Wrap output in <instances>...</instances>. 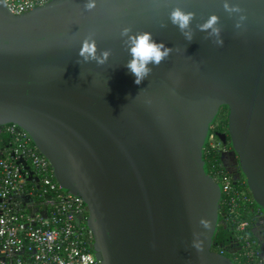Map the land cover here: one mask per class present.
<instances>
[{
  "label": "water",
  "instance_id": "95a60500",
  "mask_svg": "<svg viewBox=\"0 0 264 264\" xmlns=\"http://www.w3.org/2000/svg\"><path fill=\"white\" fill-rule=\"evenodd\" d=\"M223 2L95 0L85 11L84 0H49L13 14L0 0V128L23 131L82 200L100 264H239L212 249L222 193L203 156L222 106L230 154L264 215V0H228L238 28ZM173 7L192 14L191 41L168 21ZM210 14L222 46L197 27ZM124 27L172 49L140 84L124 66ZM89 37L110 53L104 64L77 55Z\"/></svg>",
  "mask_w": 264,
  "mask_h": 264
},
{
  "label": "built area",
  "instance_id": "2783aa9c",
  "mask_svg": "<svg viewBox=\"0 0 264 264\" xmlns=\"http://www.w3.org/2000/svg\"><path fill=\"white\" fill-rule=\"evenodd\" d=\"M3 1L11 13L21 14L49 0ZM0 133L9 136L8 147L0 150V264H100L94 255L92 233L86 227L82 200L61 189L47 160L29 145L23 131L10 125L1 127ZM216 137L211 133L207 145L218 153L227 150L228 145ZM18 159L31 171L30 180ZM210 175L221 185L230 212L250 201L221 168H213ZM236 217L232 221L241 245L234 259L239 264H264L258 241L247 232L249 223Z\"/></svg>",
  "mask_w": 264,
  "mask_h": 264
},
{
  "label": "clouds",
  "instance_id": "9594fccd",
  "mask_svg": "<svg viewBox=\"0 0 264 264\" xmlns=\"http://www.w3.org/2000/svg\"><path fill=\"white\" fill-rule=\"evenodd\" d=\"M222 6L229 16L236 14L238 22L235 26L238 28L240 26L239 21L244 19L243 15H241V9L235 3L229 4L228 0H224ZM83 7L85 11L92 10L95 7V0H84ZM191 20L192 14L183 9L173 7L168 11V21L176 26L186 41L192 40V32L189 29ZM161 27L164 26L162 25ZM197 27L201 32H205L209 36L214 37L215 39L213 43L215 45L222 46L223 40L220 36L218 18L215 14H210L208 18ZM120 37L124 38L123 43L127 53V59L124 66L133 75V82L135 84H140L141 80L149 76L151 72V68L148 67L149 64L153 66L159 65L172 51V49L164 43L154 40L151 33L147 31L131 34L130 30L127 27H124L120 30ZM109 54L110 53L107 50L97 54L95 42L90 37L82 41L81 47L77 52V55L85 62L94 60L97 65L104 64L107 61ZM77 63H79V61H77ZM201 224L206 227V224L203 221H201ZM193 247L197 251L200 250V245L196 241L193 242Z\"/></svg>",
  "mask_w": 264,
  "mask_h": 264
},
{
  "label": "trees",
  "instance_id": "16d2710c",
  "mask_svg": "<svg viewBox=\"0 0 264 264\" xmlns=\"http://www.w3.org/2000/svg\"><path fill=\"white\" fill-rule=\"evenodd\" d=\"M226 115L227 108L225 106H222L211 128V133L214 134L215 137L217 133L226 131ZM10 125L11 124H8L6 126ZM226 141H228V135L226 136ZM8 142L9 136L4 133H0V150L7 148ZM226 143L228 144V142ZM29 145L31 147H34L30 141ZM203 157L206 163L207 172L209 174H211V172L213 173V168L217 167L221 168V170H223L227 175H230L223 168L220 162L219 153L211 149L208 145H206L205 147ZM231 182L236 190L243 191L248 197H250V194L241 176L237 179H231ZM17 199L22 201V197H19ZM39 201L35 204H39ZM237 201L239 204L240 202L238 197H235V202ZM219 213L220 223L217 226V233L213 240L214 244L212 246V249L226 255L230 259L237 262V260L234 259V255L236 254V252H238L241 244L236 238L235 222L232 221V217L236 214V219L246 220L249 223L247 232L250 238L256 239L258 241L257 247L264 262V223L262 219V213L256 207L251 197L250 201L247 204L237 205L234 211L230 212V204L228 203V200L224 199V197L222 196L220 201ZM85 218H87V212L84 213V219ZM259 234H261V237ZM240 264L243 263L240 262Z\"/></svg>",
  "mask_w": 264,
  "mask_h": 264
},
{
  "label": "flooded vegetation",
  "instance_id": "af4514ba",
  "mask_svg": "<svg viewBox=\"0 0 264 264\" xmlns=\"http://www.w3.org/2000/svg\"><path fill=\"white\" fill-rule=\"evenodd\" d=\"M219 114V113H218ZM222 134L225 135V139H226V136H227V132L226 131H223V132H220ZM228 142V141H226ZM224 142V143H226ZM227 144V143H226ZM228 145V149L223 151V150H220L219 152V158H220V162L223 166V168L225 169V171L230 174L229 176L234 179V178H239L240 174H239V170H238V167H237V164L235 162V157L232 156V154H230V151H231V147L229 145V143L227 144ZM221 153L222 156H221ZM262 219H263V223H264V215H262Z\"/></svg>",
  "mask_w": 264,
  "mask_h": 264
},
{
  "label": "crops",
  "instance_id": "0c3cea01",
  "mask_svg": "<svg viewBox=\"0 0 264 264\" xmlns=\"http://www.w3.org/2000/svg\"><path fill=\"white\" fill-rule=\"evenodd\" d=\"M260 235V237H261V234H259Z\"/></svg>",
  "mask_w": 264,
  "mask_h": 264
}]
</instances>
